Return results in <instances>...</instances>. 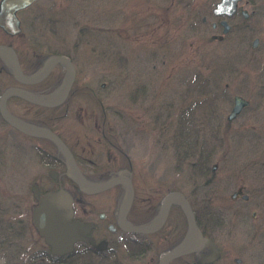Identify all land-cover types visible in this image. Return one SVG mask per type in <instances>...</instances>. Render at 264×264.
I'll list each match as a JSON object with an SVG mask.
<instances>
[{"label":"rangeland","instance_id":"obj_1","mask_svg":"<svg viewBox=\"0 0 264 264\" xmlns=\"http://www.w3.org/2000/svg\"><path fill=\"white\" fill-rule=\"evenodd\" d=\"M217 1L37 0L18 13V35L0 30V44L16 50L26 75L50 56L70 59L71 94L57 110L18 98L6 105L16 117L50 126L77 146L91 143L95 162L105 149L93 126L101 128L106 116L124 151L120 167L133 166L127 171L138 197H152L157 205L169 191L182 192L203 233L220 249L214 264H264V0H242L248 18L237 13L227 20L230 31L221 41L211 39L221 34L219 26L211 27ZM9 69L0 59V94L22 86ZM63 77V68L55 66L41 84L26 89L48 88L52 92L45 95H52ZM234 96L248 104L228 121ZM30 143L0 118V212L8 199L16 227L28 182L45 168L33 161ZM238 188L247 200L230 198ZM169 218L182 221L185 232L178 207ZM16 242L32 249L42 244L49 252L44 241Z\"/></svg>","mask_w":264,"mask_h":264},{"label":"flooded vegetation","instance_id":"obj_2","mask_svg":"<svg viewBox=\"0 0 264 264\" xmlns=\"http://www.w3.org/2000/svg\"><path fill=\"white\" fill-rule=\"evenodd\" d=\"M30 6H27V8ZM215 19L217 22L211 24L213 29L222 20L218 17ZM202 22H206V20L202 18ZM2 45L12 48L8 44ZM14 51L18 56L15 49ZM0 59H2L1 56ZM56 66L62 67L65 75L63 65ZM44 80L34 85L41 84ZM22 86L24 87V85ZM23 89L39 96L48 97L53 95H45L52 92H48V88H44L39 92L26 89V86ZM70 94L71 89L60 105L44 108L59 109L63 104H67ZM23 101L28 103L25 100ZM101 108L103 109L102 106ZM66 112L67 110H65ZM19 119L55 133L67 147L76 167L87 181L103 183L113 178H123L124 180L101 192L93 194L83 192L76 180L68 174L66 159L52 141L19 132L1 118L10 129L17 131L19 135L21 134L31 141L28 147L30 148L29 151L34 153L33 161L38 160L39 164L45 167L43 171L35 172L32 180L29 181L30 186L28 182V196L23 197L22 202H20L21 218L18 220V227L11 224V203L6 199V203L3 204V210L0 212V256L3 264H43V255H46V253H49L45 262L47 264H214L220 259L219 247L203 233L202 225H200V221L195 214H193L196 221L195 225H197L203 236L204 246L198 251L179 253L171 258H166L174 250L184 249L183 243H185L188 225L180 205L172 204L170 210L174 206L181 210L186 222L185 232H182V221L178 223L171 221L169 218L170 210L166 220L157 230L142 231L134 229V227H148L156 220L165 196L159 200L157 205L152 197L137 196L138 188L135 185L133 176L127 171L131 164H125L126 169L120 167L122 165L119 159L124 151L109 123L107 125L106 116H103L101 128H98L96 122L93 126V130L100 131L98 137H100L99 140L102 143L101 147L105 149V156L97 161L99 163L92 158H95V155L91 143L85 142L86 145L77 146V142L65 139L63 135L55 132L50 126H42L41 123L33 120ZM52 119L56 121L59 116L55 115ZM91 140L95 144L98 139L93 138ZM38 142H42V144L40 145ZM123 156H125V162L128 163L127 156ZM126 181L131 186L132 197L129 207L124 211L123 207L128 194ZM188 203L191 206L189 201ZM58 222L61 223V231L69 236L70 243L69 250L62 254L52 253L56 244H50L46 241V235L49 234L48 227L55 226ZM43 228L47 232H44ZM17 237H27L30 242L32 239L34 243L44 241L49 252L43 253L42 244L39 248L34 249H32V244L26 245L23 244L24 242L16 244ZM214 248L217 251V256L213 260H208L211 254L214 253ZM236 259L233 261L236 262ZM238 260L236 263H240V259Z\"/></svg>","mask_w":264,"mask_h":264},{"label":"water","instance_id":"obj_3","mask_svg":"<svg viewBox=\"0 0 264 264\" xmlns=\"http://www.w3.org/2000/svg\"><path fill=\"white\" fill-rule=\"evenodd\" d=\"M34 1L36 0H0V29L7 35L15 36L20 33L21 29L20 27V21L17 17V12L25 9L27 6H30ZM241 0H219L215 3L212 14L216 17H224V18H231L233 17L237 11L241 14V17L244 19L248 18V12L242 8V6H238V3ZM219 25L221 26V35H215L212 39H216L218 41L222 40L223 35L227 34L230 30V25L225 19H222L219 22ZM259 40L255 38L252 41V44L250 47L256 48L258 45ZM0 56L2 59H5L9 63V67L12 72L13 79L16 80L19 84L23 85H34L37 83H40L42 80L47 77L50 72L53 70V67L61 64L65 68V75L63 77V81L58 87V90L55 94L52 96H39L36 95L28 90H25L20 87H8L4 89V91L0 94V116L1 118L17 129V131H20L26 135L34 136V137H40L45 138L46 140L52 141L61 151L63 156L66 159V162L68 164V174L72 176L80 189L87 193V194H93L97 192L104 191L108 188H111V186L122 182L123 178H113L109 181L103 182V183H92L84 179L80 171L75 165L74 160L72 159V155L68 151L67 147L64 145V143L59 139V137L53 133L52 131L44 128H40L31 124H28L14 115H12L9 111H7L6 103L9 98H19L21 100H24L43 107H54L57 105H60L62 103L66 96L68 95V92L70 91V86H72L74 81V75H75V69L72 65L71 61L62 55H53L51 56L42 66V68L34 75H25L20 67L19 60L17 59V55L11 47L7 45L0 44ZM248 102L244 99H242L240 96H234L233 97V106L227 116V120L231 121V119H234L244 108L247 106ZM214 169V168H213ZM128 186V194L126 197L125 205H124V211L129 207L131 197H132V189L130 184L126 181ZM242 188H238L234 193L231 194V199H237L241 198L242 200H247V195L242 194ZM172 204L180 205L184 215L187 219V234L185 235V243H183V248L181 250H174L173 252L169 253L166 258H171L172 256H175L179 253H189L192 251H198L204 246V239L201 235V232L199 228L197 227L195 216L193 215V210L191 206L189 205L187 199L184 195H182L179 191H172L165 195L162 204L161 209L159 212L158 217L156 220L148 227H134L135 230L139 229L142 231H155L162 224L167 218V215L169 213L170 207ZM255 214H252V217L254 218ZM133 229V228H132ZM44 232H47L45 228H43ZM49 234L46 235V241L50 244H56L52 250V253L54 254H62L66 253L69 250L70 243H69V236H67L65 233L61 231V223H56L55 226L48 227ZM53 233V234H52ZM217 256V251L214 248V253L211 254V256L208 258V260H213ZM239 260L236 259V262Z\"/></svg>","mask_w":264,"mask_h":264},{"label":"trees","instance_id":"obj_4","mask_svg":"<svg viewBox=\"0 0 264 264\" xmlns=\"http://www.w3.org/2000/svg\"><path fill=\"white\" fill-rule=\"evenodd\" d=\"M198 159H199V158H197V160H198ZM196 172H197V173H201V172H202L200 166L197 168Z\"/></svg>","mask_w":264,"mask_h":264}]
</instances>
